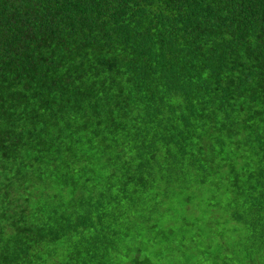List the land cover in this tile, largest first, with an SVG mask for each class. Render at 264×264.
I'll return each instance as SVG.
<instances>
[{"label":"trees","instance_id":"obj_1","mask_svg":"<svg viewBox=\"0 0 264 264\" xmlns=\"http://www.w3.org/2000/svg\"><path fill=\"white\" fill-rule=\"evenodd\" d=\"M156 246L264 264V0H0V264Z\"/></svg>","mask_w":264,"mask_h":264},{"label":"rangeland","instance_id":"obj_2","mask_svg":"<svg viewBox=\"0 0 264 264\" xmlns=\"http://www.w3.org/2000/svg\"><path fill=\"white\" fill-rule=\"evenodd\" d=\"M172 250H174L173 247H168L167 249L162 246H156L155 251L157 253H159V251H162L164 256L163 259L157 261V264H186V261L183 256L180 253L177 254V252H172Z\"/></svg>","mask_w":264,"mask_h":264}]
</instances>
